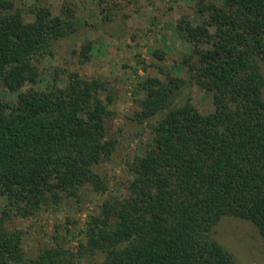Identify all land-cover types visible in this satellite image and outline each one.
I'll list each match as a JSON object with an SVG mask.
<instances>
[{"label":"trees","instance_id":"16d2710c","mask_svg":"<svg viewBox=\"0 0 264 264\" xmlns=\"http://www.w3.org/2000/svg\"><path fill=\"white\" fill-rule=\"evenodd\" d=\"M24 1L0 0V84L16 93L13 103L0 98V264H238L214 227L234 216L264 240V0H202L197 20H178L192 47L185 76L163 71L138 84L149 138L123 167L122 191L90 214L76 253L55 246L32 258L21 232L5 226L10 212L79 202L85 187L104 195L108 177L97 167L120 141L106 125L102 82L72 73L64 86L35 87L36 60L74 32V9L54 14L34 0L27 10ZM119 5L104 9L109 19ZM188 83L210 95L211 109L176 101Z\"/></svg>","mask_w":264,"mask_h":264},{"label":"rangeland","instance_id":"374dc122","mask_svg":"<svg viewBox=\"0 0 264 264\" xmlns=\"http://www.w3.org/2000/svg\"><path fill=\"white\" fill-rule=\"evenodd\" d=\"M113 18L106 15L114 2ZM202 0H48L44 2L54 14H60L64 4L74 9V32L57 41L53 53L36 60L39 79L36 88L64 86L72 73L87 80L103 83L99 96L108 103L106 125L119 145L115 157L99 165L97 171L108 177L104 195L90 187L81 190L80 201L65 199L58 206L41 209L30 216L10 212L6 228L20 231L21 248L26 258L36 257L41 249L62 246L76 253L80 242L86 240L90 214L109 194L122 191L127 161L141 154L148 142V129L141 130L136 112L141 110L142 97L138 84L147 75L163 77V71L185 76L181 63L191 45L177 29L180 18L192 21L199 17L196 7ZM224 2L225 0H208ZM34 0H25L29 8ZM20 4V2H19ZM23 6V5H22ZM28 10V9H27ZM90 49L83 53V47ZM31 85L27 84L24 89ZM0 98L16 101V93L0 84ZM192 101L200 110L211 109L212 99L203 89L188 83L176 98L178 103ZM146 121H144V125ZM6 207L0 198V212ZM215 238L233 254L238 264H264V240L256 226L234 216H224L214 227ZM99 255L96 258L99 259ZM85 258L74 264H85Z\"/></svg>","mask_w":264,"mask_h":264}]
</instances>
